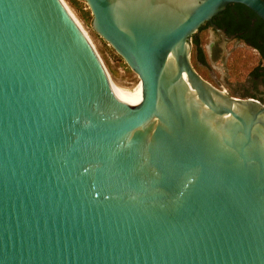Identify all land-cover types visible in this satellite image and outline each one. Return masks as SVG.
I'll list each match as a JSON object with an SVG mask.
<instances>
[{"label": "water", "instance_id": "95a60500", "mask_svg": "<svg viewBox=\"0 0 264 264\" xmlns=\"http://www.w3.org/2000/svg\"><path fill=\"white\" fill-rule=\"evenodd\" d=\"M84 1L132 88L60 0H0V264H264V107L190 60L264 2Z\"/></svg>", "mask_w": 264, "mask_h": 264}, {"label": "flooded vegetation", "instance_id": "af4514ba", "mask_svg": "<svg viewBox=\"0 0 264 264\" xmlns=\"http://www.w3.org/2000/svg\"><path fill=\"white\" fill-rule=\"evenodd\" d=\"M204 37H210L206 45ZM191 44L190 60L202 78L229 97L264 107V19L256 12L229 3L198 28Z\"/></svg>", "mask_w": 264, "mask_h": 264}, {"label": "rangeland", "instance_id": "374dc122", "mask_svg": "<svg viewBox=\"0 0 264 264\" xmlns=\"http://www.w3.org/2000/svg\"><path fill=\"white\" fill-rule=\"evenodd\" d=\"M68 6L70 11L73 13L76 19L81 23L83 29L87 32L90 37L97 54L99 55L102 63L110 76V79L119 87L127 88L126 90L132 88L139 82L137 74L132 71L125 61L120 57L115 50L103 40L91 27L92 15L89 8L84 0H74L78 6H74L72 0H63ZM81 8V11L78 8ZM82 12H87V18L84 19ZM210 37H204L202 39V44L206 45L207 40ZM207 77V74L204 73ZM208 78V77H207Z\"/></svg>", "mask_w": 264, "mask_h": 264}, {"label": "bare ground", "instance_id": "6f19581e", "mask_svg": "<svg viewBox=\"0 0 264 264\" xmlns=\"http://www.w3.org/2000/svg\"><path fill=\"white\" fill-rule=\"evenodd\" d=\"M62 2V4L64 5V7L66 8V10L69 12V14L71 15V17L74 19V21L78 24V26L81 28V30L83 31V33L85 34V36L88 38L89 42L91 43L92 47L94 48L95 50V47L90 39V37L88 36L87 32L83 29L81 23L78 21V19L75 18V16L73 15V13L70 11V9L68 8V6L65 4V2L63 0H60ZM96 51V50H95ZM97 53V52H96ZM98 55V54H97ZM99 57V55H98ZM100 58V57H99ZM101 60V59H100ZM102 62V60H101ZM103 64V63H102ZM104 66V65H103ZM105 68V67H104ZM106 70V69H105ZM107 73V71H106ZM108 75V73H107ZM108 77L110 78V76L108 75ZM112 81V80H111ZM113 82V81H112ZM114 83V82H113ZM115 84V83H114ZM116 85V84H115ZM117 86V85H116ZM119 87V86H118ZM121 90H126L127 88H121L119 87Z\"/></svg>", "mask_w": 264, "mask_h": 264}, {"label": "trees", "instance_id": "16d2710c", "mask_svg": "<svg viewBox=\"0 0 264 264\" xmlns=\"http://www.w3.org/2000/svg\"><path fill=\"white\" fill-rule=\"evenodd\" d=\"M74 2H75L74 0L71 1V3H72L74 6L77 7L78 5H77L76 3H74ZM78 9L81 11V8H80V7H79ZM86 13H87V12H82V16H83L84 19L87 18V14H86Z\"/></svg>", "mask_w": 264, "mask_h": 264}]
</instances>
